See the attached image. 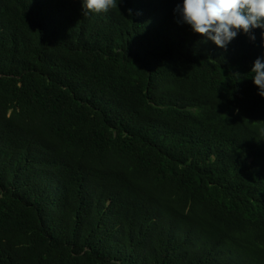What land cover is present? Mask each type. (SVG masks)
Returning a JSON list of instances; mask_svg holds the SVG:
<instances>
[{"label": "trees", "instance_id": "trees-1", "mask_svg": "<svg viewBox=\"0 0 264 264\" xmlns=\"http://www.w3.org/2000/svg\"><path fill=\"white\" fill-rule=\"evenodd\" d=\"M179 2L0 0V264H264V38Z\"/></svg>", "mask_w": 264, "mask_h": 264}, {"label": "clouds", "instance_id": "clouds-1", "mask_svg": "<svg viewBox=\"0 0 264 264\" xmlns=\"http://www.w3.org/2000/svg\"><path fill=\"white\" fill-rule=\"evenodd\" d=\"M81 5L87 15L107 12L117 6V0H81ZM173 11L193 32L202 34L220 48H227L240 33L255 41L253 30L257 28L264 38V0H180ZM250 71L258 94L264 97V56L252 62ZM261 134L264 135V129Z\"/></svg>", "mask_w": 264, "mask_h": 264}]
</instances>
